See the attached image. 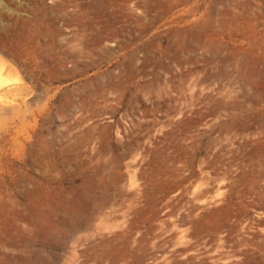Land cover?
Segmentation results:
<instances>
[{"label":"rangeland","instance_id":"obj_1","mask_svg":"<svg viewBox=\"0 0 264 264\" xmlns=\"http://www.w3.org/2000/svg\"><path fill=\"white\" fill-rule=\"evenodd\" d=\"M2 33L0 264H262L264 0H3Z\"/></svg>","mask_w":264,"mask_h":264},{"label":"bare ground","instance_id":"obj_2","mask_svg":"<svg viewBox=\"0 0 264 264\" xmlns=\"http://www.w3.org/2000/svg\"><path fill=\"white\" fill-rule=\"evenodd\" d=\"M2 1L3 0H0V6L2 5ZM4 16V15H3ZM83 16V15H82ZM32 30V29H31ZM5 33H2V38L3 39H0V48L1 49H3L4 48V45L6 44V42H7V40H6V38H5V35H4ZM18 45V44H17ZM12 47V46H11ZM16 47V46H15ZM12 48H14V46L12 47ZM15 49V48H14ZM17 49V48H16ZM14 52H15V50H14ZM13 52V53H14ZM99 56V55H98ZM0 63H1V66H2V68L0 69V73L1 72H3L5 69H7V65L5 64V62L3 61V58L2 57H0ZM44 63V62H43ZM46 68V67H45ZM60 70H62L61 68H60ZM63 72V71H62ZM3 77V76H2ZM60 77V76H59ZM62 78V77H61ZM4 79V78H3ZM5 80H3V81H1L0 80V91L1 90H3L6 86H11L12 84H15V85H19V82H18V79H17V81H15L14 83H9V82H4ZM9 83V84H8ZM80 90V89H79ZM23 91H24V89L23 88H18L17 89V93L19 94V95H21L22 93H23ZM85 91V90H84ZM86 92V91H85ZM1 104H3V103H1ZM10 113V112H9ZM2 128V122H0V129ZM97 200V199H96ZM87 208V207H86ZM47 222V221H46ZM82 223H84V222H82ZM194 223V222H193ZM84 225H86V224H84ZM82 229H83V227H82ZM64 234V235H63ZM62 235V237H64L65 236V233H63ZM59 238V237H58ZM57 238V239H58ZM56 242V241H55ZM57 242L54 244V248H53V252L51 253V254H48L47 256H46V258H45V263L46 264H58L59 262H60V258H59V256L57 255V253H56V248H57ZM62 245H64V244H62ZM38 248V247H37ZM26 253H28V252H26ZM103 254V253H102ZM105 254V253H104ZM41 255V254H40ZM44 255V254H43ZM25 259V258H24ZM23 260V259H22ZM41 260V259H40ZM63 260V259H62ZM25 261H26V259H25ZM65 261V260H64ZM68 262V261H67ZM61 264V263H60ZM65 264V263H64ZM262 264H264V261H262Z\"/></svg>","mask_w":264,"mask_h":264},{"label":"crops","instance_id":"obj_3","mask_svg":"<svg viewBox=\"0 0 264 264\" xmlns=\"http://www.w3.org/2000/svg\"><path fill=\"white\" fill-rule=\"evenodd\" d=\"M82 49H85V51L84 52H81L82 53V59H83V65L82 66H78V67H74L73 68V70H72V73H73V76H75V75H77V74H80L81 72V74H84L86 71L88 72V64H87V61L84 59V55H87L88 53H89V48H88V46H87V44L86 45H84V46H82ZM84 70H85V72H84ZM84 81V85H85V83H86V85L89 83V81H85V80H83ZM139 99L140 98H138V97H135L133 100H131L132 102H136V101H139Z\"/></svg>","mask_w":264,"mask_h":264}]
</instances>
